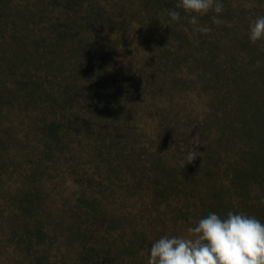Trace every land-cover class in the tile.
<instances>
[{
  "label": "trees",
  "instance_id": "obj_1",
  "mask_svg": "<svg viewBox=\"0 0 264 264\" xmlns=\"http://www.w3.org/2000/svg\"><path fill=\"white\" fill-rule=\"evenodd\" d=\"M176 2L26 0L17 4L16 0H0V264H124L122 258L134 257L135 251L138 254L145 237L134 228L137 214L129 219L108 207L119 191L145 189L154 196L153 206L159 199L182 198L175 208L168 206L173 222L185 217L183 207L186 211L196 207L198 219L215 212L216 189L210 182L216 175L217 139L204 132L220 121L213 108L218 110L220 85L230 80L227 71L235 63L228 51L234 47L252 50L253 46L247 34L240 36L225 26V32L217 35L196 31L187 23L183 10L175 9ZM220 2L231 4L230 0ZM165 9L180 11L181 23L162 26L161 21L168 19L162 15ZM227 10L198 17V25L204 21L199 27H206L205 21L212 16L223 19L235 15V10ZM238 11L244 12L242 8ZM44 18L50 23V37L34 36L35 27L30 25ZM128 18L144 24L145 40L152 41L153 54L144 61L151 73L145 76L143 86L125 83L123 59H108L116 43L106 34L116 31ZM213 26L211 21L210 28ZM86 31L91 32L90 55L97 57V64L85 65L82 60L88 38L81 33ZM118 37L117 42L126 39L120 34ZM166 75L168 106H158L156 112L161 122L168 119V127L184 112L180 92L193 89L199 97L206 95L202 99L205 105L201 106L199 99L197 110L188 114L194 118L188 116L187 120L189 126L193 122L203 126L198 139L199 152L204 155L182 167L186 157L174 163L162 152H155L146 175V166L142 169L131 159L137 150L131 146L128 151L124 144L125 140L136 139L135 131L131 128L133 133L125 132H130L129 125L137 116L141 93L158 97L157 90L164 89ZM5 107L19 117L21 124L22 117L27 120L26 138L35 139L38 146L31 152L12 126H1ZM205 111L209 112L205 119L197 122ZM71 143L76 144V148L71 146L70 160L75 164L69 171L74 170L81 185L73 194L65 195L55 185L58 199H54L46 189L44 167L56 166ZM83 151L89 152L92 170L77 174L76 163L84 159ZM34 157L39 159L35 161ZM26 163L29 170L24 169ZM124 169L133 184L121 188ZM120 197L118 206L126 205L125 196ZM52 252L56 253L54 257L50 256Z\"/></svg>",
  "mask_w": 264,
  "mask_h": 264
},
{
  "label": "rangeland",
  "instance_id": "obj_2",
  "mask_svg": "<svg viewBox=\"0 0 264 264\" xmlns=\"http://www.w3.org/2000/svg\"><path fill=\"white\" fill-rule=\"evenodd\" d=\"M25 1L16 0V3L22 4ZM108 1L110 0H104V2ZM230 1L231 4L222 2L224 5L223 12L226 13L227 8H229L235 10V15L223 19L216 15L223 23L219 26H213L211 28L212 32L216 35L219 32H225V26L229 32H237L240 36L247 34L249 38L252 22L257 17L264 16V0ZM29 2H33V0H29ZM239 8L244 10L243 14H239ZM251 11L252 13H250ZM211 21L212 19L208 20L209 24L205 21L206 27H210ZM49 24L46 18L41 19L38 24H31V28L35 27V32H32V34L39 37L49 36L51 33L47 32ZM145 32H147L146 27L144 24L139 23L138 19L128 18L119 28H116V31L107 32L106 34L112 43H116L108 56L109 61L110 56L124 60L121 64L124 63L126 67L125 83L132 84L136 82V84L140 83V86H143L145 76L151 73L149 66L144 65V61L152 56L153 51L151 48L153 46L151 40L146 42ZM81 34H84V37L89 40L85 44L86 52L82 58L84 64H97V57L90 55L91 32L86 31ZM119 34L126 39L117 42ZM250 45L253 46L252 50L234 47L228 51V54L233 56L235 63L233 69L228 68L227 71L230 80L222 82L220 85L218 110L215 111L213 108V114L219 116L220 121H217L212 128H207L204 134L207 136V132H209L217 139L215 143L218 154L215 165L216 175L214 180L210 182L216 189L213 196L214 213L226 218L229 211L234 213L244 212L264 222V204L260 203L261 198L264 197V40L257 41L255 44L250 41ZM165 47L168 48V44ZM41 50L44 51V48ZM128 63H131L130 67ZM41 72L44 73L42 68ZM163 73H166V71H163ZM178 73L176 72L177 75ZM163 85L164 89L157 90L158 97H154L146 91L141 93L142 96L139 98L141 103L136 106L137 116H135L134 122L129 125L128 131L130 132H125L133 133L131 128L135 131L133 134L136 139L125 140L124 144H127L128 151L131 146H134L139 152V154H136V152L131 159L142 169L143 166H146V175L149 168L147 164L151 162L150 160L153 158L151 155L155 152H162L164 158L174 163L181 162L192 148L199 152L200 143L198 138L202 133L200 128L203 126H199L194 122L192 126H189L187 120L188 116L194 118V115L188 114L191 110H197L198 100L206 99V95L203 94L199 97L193 89L180 92L178 98L184 112L180 118L170 122L171 127H168V119L166 122H161L160 115L156 112L158 106L162 108L168 106V75L164 77ZM152 103L155 107L152 106ZM201 103V106L205 105L204 101ZM9 110L5 107L3 112H6V115L2 116L3 120L1 122L3 124L1 126H12L16 130L17 138L22 143L25 139V146L31 152L37 144L34 143L35 139L28 140L26 138L27 120L22 117L24 122L21 124L19 117L13 116L11 109ZM149 111L156 112V114L150 115ZM208 113L207 111L202 114L195 113V115H200V117L196 115L199 118L197 122L203 121ZM204 144L206 145L205 142ZM73 145L71 143L70 148ZM72 148L66 150V153L59 158L60 161L56 166L44 167V171L47 169L45 176L46 189L51 198L58 199L56 189L62 190L63 195H65L68 193L73 194L77 187L80 188L81 183L78 181L74 170L69 171L72 164H75L70 161L73 158ZM179 150L182 152L181 156ZM186 150L188 152L184 153ZM82 154H84V159L80 163H76L78 166L77 174L92 170L88 157L89 152L83 151ZM135 155L138 156L135 157ZM35 158V161L39 159V157ZM24 169L29 170L30 164L26 163ZM124 173L125 177L120 183L121 188L126 187L127 184H133L130 180L131 177H129L130 173L125 169ZM201 189L203 190V188ZM119 192L120 195L108 204V207L129 219L137 214L134 228L145 237L139 244L138 254L135 251L134 257L133 255H125L122 258L121 262L124 264H147L151 248L149 243L153 244L156 237L185 235L186 229L195 227L199 221L195 216L196 207L194 211L190 207L186 211L183 207L185 217H178L175 222H173V218L170 220L171 215L168 213V206L175 208L179 202H183L182 198L179 199L177 196H173L169 201L159 199L156 206H153L154 196L149 195L145 189L136 190L134 193ZM120 196H125L126 205L118 206L122 202ZM56 202L58 204L59 200ZM139 236L142 238L141 235ZM141 244L144 246L142 249H140ZM55 255V252L50 254L52 257ZM51 260H54V258Z\"/></svg>",
  "mask_w": 264,
  "mask_h": 264
},
{
  "label": "clouds",
  "instance_id": "obj_3",
  "mask_svg": "<svg viewBox=\"0 0 264 264\" xmlns=\"http://www.w3.org/2000/svg\"><path fill=\"white\" fill-rule=\"evenodd\" d=\"M175 9H182L187 23L207 35L212 29L199 27L198 17L209 12L219 14L224 5L220 0H177ZM162 15L168 17L161 21L162 26L182 21L177 10L165 9ZM212 22L217 26L223 23L216 16L212 17ZM182 30L187 32L188 28L182 27ZM249 39L253 44L264 40V16L257 17L250 25ZM203 155L192 148L182 167ZM260 203L264 204V197ZM147 264H264V222L244 212L229 211L226 218L209 213L199 219L195 227H188L185 235L163 236L155 241Z\"/></svg>",
  "mask_w": 264,
  "mask_h": 264
}]
</instances>
